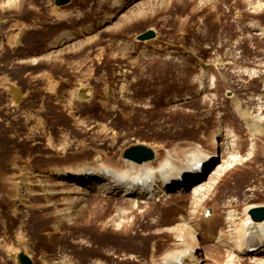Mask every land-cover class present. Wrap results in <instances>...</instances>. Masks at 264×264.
<instances>
[{
    "label": "rangeland",
    "instance_id": "rangeland-1",
    "mask_svg": "<svg viewBox=\"0 0 264 264\" xmlns=\"http://www.w3.org/2000/svg\"><path fill=\"white\" fill-rule=\"evenodd\" d=\"M112 1L0 0V264H20L21 252L34 264H157L174 247L171 232L153 233L163 227L154 218L163 210L174 225L183 215L199 222L189 198L140 203L120 192L74 202V187L62 181L75 174L62 173L99 161L122 166L121 155L137 144L160 154L184 141L210 145L205 138L223 117V128L235 123L249 159L236 172L259 167L264 186V131L253 118L249 129L237 128L230 100L251 104L264 127V0H140L114 17ZM150 28L156 36L139 40ZM62 33L75 38L53 46ZM205 43L217 51L200 63L192 51ZM201 85H214L210 99L202 101ZM205 231L196 234L197 264L256 263V252L230 247L232 235Z\"/></svg>",
    "mask_w": 264,
    "mask_h": 264
},
{
    "label": "bare ground",
    "instance_id": "bare-ground-1",
    "mask_svg": "<svg viewBox=\"0 0 264 264\" xmlns=\"http://www.w3.org/2000/svg\"><path fill=\"white\" fill-rule=\"evenodd\" d=\"M139 1L130 0L129 2V0H114L109 4L108 7H110V9L113 11L115 10V13L113 12L114 14H112V16L114 17L115 14H117V12H121V10L126 5L132 3H136L137 5V2H142ZM257 8L258 7H256V10ZM231 10L232 7L229 8V11ZM229 11L221 10V16L225 17ZM243 16L244 15H242V17ZM256 23L257 22L252 21V23L250 24L251 28H259ZM262 29H264V27H261L259 29L261 34L262 31H264ZM73 38L75 37L71 36V34L69 33H62L54 42H52V45L56 46L57 44H66ZM209 49L211 53L217 51L214 46L211 47L208 43H205L201 46V50L197 51L193 49L192 56H194L195 59L202 63V55H204V53L209 54ZM192 56L189 55V57ZM213 86L208 87V89L213 88ZM205 87L204 85H201L200 91L198 92L200 94H203L202 101H204L205 99H210V97H212L207 93L208 89H205ZM81 93L83 94L84 92ZM233 96L234 94L230 99L232 101V107H230L234 112H237V115L239 117L238 120L240 121V123L237 124V128L238 125L239 127L241 125L245 126V128H248L246 127V122L248 119L253 118V125L251 126H255V128L259 129L261 128L264 131V127L262 126L263 124L254 120V115L251 111V107L253 106H251V104L244 105L242 100L235 99L237 97ZM173 99L175 102H178L184 100L185 98L178 99L174 97ZM242 105L245 106L243 112L239 109L242 108ZM112 113H114V111L113 109H110L109 115H112ZM224 121L226 122L224 117L219 119L218 124H216V130L214 129L213 131H211L209 135H207L208 138H205L207 139L205 141H211V147L209 143H203L202 145V142L199 141H194L193 143L186 141L175 143L172 144L170 148H166L164 154H160L154 151L155 156L153 159L141 163L125 158L123 155H121L120 159L122 160H119L121 161L122 166H114L109 162H95L96 165H94L93 168H91L92 166H89L83 169H78L76 171H66L67 174L62 173L64 174V178L69 176L68 172H73L75 174L73 179H70L69 181L63 180L62 182L74 187V189L71 190L74 195L76 194V197H74V202L87 201L96 196H102L103 198L110 197L111 195L118 194L120 192H125L127 195V197H123V199L139 197L132 200H138L140 203L145 199V202H148L150 200H161L163 202L164 198L170 201L180 198H189L191 202V210L189 211V214L199 213L198 215L195 214L193 220L195 219L196 221L206 223H204L203 226H201L199 222H196L195 224H192L190 222V224H187L186 222L188 216L183 215L182 220L184 222H178L177 225H174L176 222V218L173 216V214H171V211L166 213L164 219L163 210L161 211V213L158 212V216H156L154 219L159 221L160 226H174L173 228L162 227L161 229L153 233L162 235L167 231L171 232L173 238L172 245L174 249L170 250L163 257H161L160 261L162 260V263H160L159 261L157 264H194V262L195 264H197L201 260L198 256L197 251L198 248H201V246H198V242L196 241V234H201L200 232L202 230L205 231V229H210L213 227L214 229H216V231L212 236L210 234L211 237H214L217 234L220 235V230L222 229L220 236L228 237L230 235L229 237H231L232 235L231 240L228 239L227 242H230V247H232L235 252H238V255L241 252H256V263H254L264 264V219L255 221L250 217L249 213L250 209L253 207H264V201H262L264 200V186L262 185L263 183H261V174H258L261 173V169L259 167L258 169H256V166H253L252 168L254 169L250 172H236L238 165L242 166L243 168H248L245 167V161H248L249 159L245 158V156L241 154V146L243 143L242 140H240V135L234 130L236 128V126H234L235 123L234 125L232 122L227 123L226 128H223L222 124ZM252 132L256 133L257 130ZM186 133L192 135L193 130H187ZM249 136L251 137L252 134ZM201 138H204V136H201ZM252 142L250 144H252ZM211 166L213 167L210 172L207 173L204 179H202L201 176L205 174V172ZM199 170H201L202 173L195 177L194 174H197ZM222 181H224L225 183H223L224 186L221 187L219 186V184ZM96 186L97 188H94ZM189 187L193 188L191 190H187V188ZM183 188H186V190H184ZM221 188L223 189V191ZM224 199L227 200L224 201ZM254 200L262 201V203L260 202L258 204H253ZM240 205L243 206L241 212H235L233 214L231 213L232 210L230 209V213H227L229 208H236ZM207 206H212L210 207L212 208V212H210V214L208 215H206V209H208ZM160 207L163 208L166 206L160 205ZM215 207H217V209ZM225 210H227V212ZM226 214H229L230 217H224ZM237 216H240L241 218ZM215 218L223 219V222L217 223L216 221H213ZM213 222L217 223V225H224V228L222 227L220 228V230H218L217 225H211ZM227 231L231 232L228 233ZM201 237L210 238L206 237V235H203ZM226 239L227 238H224L223 240L226 241ZM84 264L90 263H87L86 260Z\"/></svg>",
    "mask_w": 264,
    "mask_h": 264
},
{
    "label": "water",
    "instance_id": "water-1",
    "mask_svg": "<svg viewBox=\"0 0 264 264\" xmlns=\"http://www.w3.org/2000/svg\"><path fill=\"white\" fill-rule=\"evenodd\" d=\"M71 0H55L56 5H63ZM156 36V32L150 28L145 32L138 35L139 40H147L154 38ZM123 156L125 158L134 160L136 162H144L154 158L155 153L154 150L150 147H147L143 144H137L129 147L124 153ZM251 217L254 220L260 221L264 219V207H254L249 211ZM18 259L20 264H34L33 260L24 252L18 254Z\"/></svg>",
    "mask_w": 264,
    "mask_h": 264
}]
</instances>
